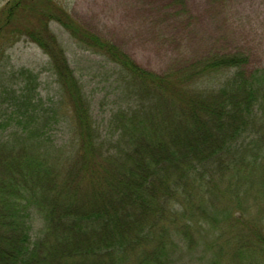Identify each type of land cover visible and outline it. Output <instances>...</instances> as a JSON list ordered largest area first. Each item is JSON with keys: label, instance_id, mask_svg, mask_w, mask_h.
Instances as JSON below:
<instances>
[{"label": "trees", "instance_id": "trees-1", "mask_svg": "<svg viewBox=\"0 0 264 264\" xmlns=\"http://www.w3.org/2000/svg\"><path fill=\"white\" fill-rule=\"evenodd\" d=\"M53 23L77 47L114 64L122 91L104 126L63 42L50 31ZM5 34L45 50L61 100L38 98L30 70L20 71L29 79L2 85L0 264H121L125 252L137 249L141 264H174L176 236L192 241L191 229L216 218V198L207 197L215 189L207 185L236 184L244 174L248 185L256 167L264 174V69L248 71L249 58L240 51L210 53L159 75L54 0L7 4L0 39ZM63 104L70 116L58 110ZM62 125L58 141L54 131ZM226 211L232 223L235 215L229 206ZM35 213L45 223L37 235ZM254 238L242 232L234 244L244 260L246 250L263 246V238Z\"/></svg>", "mask_w": 264, "mask_h": 264}, {"label": "rangeland", "instance_id": "rangeland-1", "mask_svg": "<svg viewBox=\"0 0 264 264\" xmlns=\"http://www.w3.org/2000/svg\"><path fill=\"white\" fill-rule=\"evenodd\" d=\"M13 1L0 0V13ZM54 1L84 27L112 41L140 67L159 75L199 62L205 55L215 52L240 51L249 58L248 71L264 69V0ZM50 31L58 42H63L71 68L90 94L94 117L104 126L122 91L112 73L114 64L77 47L57 23L51 24ZM6 36L10 38L5 34L0 39V71H6L4 76L0 75V114L5 113L2 101L7 96L2 94L7 89L3 83L29 79L21 75L23 70H30L32 78H37L38 98L45 103L60 101L61 91L45 50L26 38L18 42L8 39L7 42ZM200 82L201 86L210 87L207 80ZM22 84L18 83L17 87L25 85ZM57 107L64 116H70L66 104ZM64 133V125L54 131L58 141ZM262 149L264 152V146ZM245 179L248 182L247 174L238 175L234 180L236 184L230 179H217L216 183L207 185L215 189L207 197L214 195L217 199L213 200L218 209L211 213L217 220L200 221L198 228L191 229L198 233L193 235L192 241L186 242L176 236L180 247L173 252L174 264H249L251 260L264 264V241L259 249L246 250L249 260L235 252L234 244L242 232L253 240L254 236L264 240V174L256 167L251 173L250 184L247 185ZM246 185L248 193L243 192ZM175 205L179 213L182 207L178 201ZM228 206L235 215L232 223L224 216ZM236 221L239 224L235 225ZM44 227L43 219L35 213L33 235ZM178 234L182 236L181 232ZM126 253L121 264H141L139 249Z\"/></svg>", "mask_w": 264, "mask_h": 264}]
</instances>
